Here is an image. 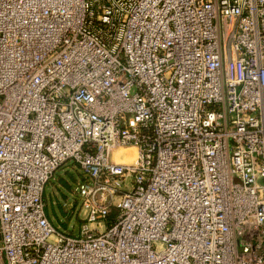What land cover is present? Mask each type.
<instances>
[{
  "label": "built area",
  "instance_id": "1",
  "mask_svg": "<svg viewBox=\"0 0 264 264\" xmlns=\"http://www.w3.org/2000/svg\"><path fill=\"white\" fill-rule=\"evenodd\" d=\"M0 264H264V0H0Z\"/></svg>",
  "mask_w": 264,
  "mask_h": 264
},
{
  "label": "rangeland",
  "instance_id": "2",
  "mask_svg": "<svg viewBox=\"0 0 264 264\" xmlns=\"http://www.w3.org/2000/svg\"><path fill=\"white\" fill-rule=\"evenodd\" d=\"M120 149L134 150L136 153V148L133 146ZM120 149L115 153H118ZM124 153L120 157H123ZM135 153L130 154L135 157ZM83 179L84 175L79 166L74 162H66L55 170L44 190V201L49 220L55 227L70 234L78 233L81 225L86 222L81 200L74 192L76 183ZM62 223H65V226Z\"/></svg>",
  "mask_w": 264,
  "mask_h": 264
},
{
  "label": "bare ground",
  "instance_id": "3",
  "mask_svg": "<svg viewBox=\"0 0 264 264\" xmlns=\"http://www.w3.org/2000/svg\"><path fill=\"white\" fill-rule=\"evenodd\" d=\"M122 153H124V155H123V157H120ZM130 153H135V151L134 150L130 151L128 149H126V150L120 149V151L118 153H115V158L114 159L117 162H127V161L131 162V161H133L135 159V157H133ZM119 159H121V161Z\"/></svg>",
  "mask_w": 264,
  "mask_h": 264
},
{
  "label": "trees",
  "instance_id": "4",
  "mask_svg": "<svg viewBox=\"0 0 264 264\" xmlns=\"http://www.w3.org/2000/svg\"><path fill=\"white\" fill-rule=\"evenodd\" d=\"M67 187H68V185H67ZM68 188H69V187H68ZM114 215H115V209H112V211L110 212V214L108 215V217H107V219H106V223H107V224H110V223H111V221H112ZM62 225L65 226V223H62ZM64 228H66V227H64Z\"/></svg>",
  "mask_w": 264,
  "mask_h": 264
}]
</instances>
